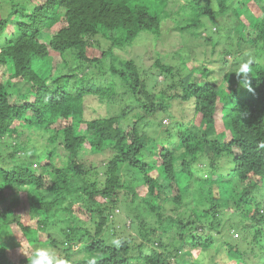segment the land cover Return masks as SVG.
Segmentation results:
<instances>
[{
  "label": "trees",
  "instance_id": "1",
  "mask_svg": "<svg viewBox=\"0 0 264 264\" xmlns=\"http://www.w3.org/2000/svg\"><path fill=\"white\" fill-rule=\"evenodd\" d=\"M245 3L0 0V264H28L37 247L68 264H264V0ZM169 23L206 33L212 58L185 40L186 58L204 60L164 63ZM140 41L158 55L147 68L131 56ZM249 59L251 90L235 69L210 82L204 62ZM166 117L183 123L155 139Z\"/></svg>",
  "mask_w": 264,
  "mask_h": 264
},
{
  "label": "rangeland",
  "instance_id": "2",
  "mask_svg": "<svg viewBox=\"0 0 264 264\" xmlns=\"http://www.w3.org/2000/svg\"><path fill=\"white\" fill-rule=\"evenodd\" d=\"M230 1L232 2L233 0H230ZM245 2H247V0H235V7L236 8L240 7L239 9L242 11L244 9V7H245L242 4H244ZM245 4H248L250 6L251 2L245 3ZM34 5H35V3H33V6ZM256 10H258V8H256V6H255L254 12ZM167 13L168 12H165V14H167ZM253 14H254L253 10H252V8H250L247 16L252 18ZM224 18H225L224 20L221 18L222 20H220V21H223V23L225 24V29H224V27H220V28H223L225 33L231 32L230 33L231 37H233V39H235L236 36H235V33L232 30H233V27L239 26V22L232 16L231 13L229 14V16L224 17ZM219 25L221 26L222 22H220ZM169 26H170L169 27L170 28L169 31H167L166 33L163 32V35H162V37L160 39L161 42L159 43V45L157 47V49L159 51H161L162 54H163L162 59H163L164 63H166V64L168 63L170 65H174V67L178 71L180 68H182V63H181L182 60H180V57L185 55L184 58H186V55H188V53L190 52L189 48H191V50L195 49V50H197V52H199V50H201V49H203V51L205 53L208 51V54H206V58L208 60H210L212 58L211 54H210L211 48H210V46L205 44V41L202 38L206 33H203L202 37H199L198 40H196V39H193L191 37V35L188 34V33L181 34V32L179 30L175 29V26L173 25V23H169ZM212 30H213V32L216 33V32H218V27H216V25H213ZM185 40H189L188 41V44L190 45L189 48L183 47L182 41H185ZM142 43L143 42L140 41L139 43L136 44V46L133 48L134 50L132 51L131 56L132 57H139L138 58V63H140L145 68H147V66H150L151 64H153V62H155V59L158 58V55L153 54L152 50L155 49L153 45H150L149 51H147L148 46L145 45V44H143L144 46H141ZM200 43H204L203 47H201ZM175 44H177V47H180V49L177 48L176 46L174 47ZM105 45H106V47H109L110 44L109 43L108 44L105 43ZM249 47H250V51H252L253 54L257 51L256 49H254L253 45H251ZM245 51L248 52L247 49ZM196 53H194L192 51L189 54V57L186 58V60L188 62L187 64H189L188 67H190V68L192 67L191 66L192 62L191 61L194 60L195 58H197L198 60L199 59L204 60V55L200 54V56H197ZM237 57H241V56H237ZM213 58L215 59L216 57H213ZM227 60H229V62H233L231 57H227ZM204 63L206 64V67H208L212 71V74H211V77H210V82H216L218 85L221 84L222 81H224L225 73H227V72H229L231 70H234L236 68L234 63H230V64L227 63V62L226 63H224V62L223 63L222 62L221 63H217L216 61L204 62ZM184 73H187V71L184 70L183 74ZM157 89L161 91V90H163L165 88L162 85H159ZM177 112L180 113L181 112V108L178 109ZM87 113H91V109H88ZM112 113H115V112H112ZM176 118L177 119H172V120H170L167 117L164 118L163 119L164 126L162 125L158 129L157 128H153V129H151L149 131V133L152 134L154 136V138L156 139L159 136L158 133L168 129V126L171 123L176 122V121L183 123V119H181V117L180 118L176 117ZM135 119L136 118H134V117H129V118L122 119V120H123V124L125 126H132L134 124ZM191 127L193 128V131H195V132H198V133L202 132L201 128L198 127L197 125L196 126L192 125ZM155 136H157V137H155ZM231 160H232V158H231ZM196 178L199 179L200 176H197ZM133 182L136 184V181H133ZM242 188H243V186L239 185V189H242ZM203 189L207 191L209 189V186H206ZM195 195L198 196L197 194H195ZM197 204L198 205H203V206H201V209L202 208L203 209H207V208L211 207V205L208 202H205L204 204H201L199 201H197ZM230 204H231V206H230L231 208L227 211V213H226L227 216H229V215L232 216V215H234V212H235V209L233 207V201L230 202ZM130 210H131V213H134V215L137 214L135 212V205H133ZM121 214L123 215L122 212H121ZM138 215H142V213L138 212ZM144 217H146L145 219L148 220V221H150L151 218H152V216H148V215L147 216L144 215ZM122 218H123V216L117 218V221H116V225H118L117 228H119L120 226L124 225V224L120 223V222L123 223ZM127 224H129L128 221H127ZM136 227H137V221L134 224V228L135 229H136ZM234 231L235 230H232V233ZM109 233L111 235H114V231H112L111 229L109 230ZM130 234L135 237V241L136 242L142 240V237H141L140 233L135 236L134 233L131 231ZM117 237L119 238L120 235H117ZM16 240H17V238H14V240L11 239V238H6V242L9 245V247H14L15 248V246H18L19 243ZM145 252L149 253V250H145ZM220 257H221L220 262L222 264H231V262H232L231 258H224L223 255H221ZM19 258L20 257L15 256L14 259H15V261H18ZM204 261L209 263V264L211 263V259L210 260H204ZM232 263L235 264V261H233ZM131 264H137V263L135 262V263H131Z\"/></svg>",
  "mask_w": 264,
  "mask_h": 264
},
{
  "label": "clouds",
  "instance_id": "3",
  "mask_svg": "<svg viewBox=\"0 0 264 264\" xmlns=\"http://www.w3.org/2000/svg\"><path fill=\"white\" fill-rule=\"evenodd\" d=\"M252 60H247L244 62H241L234 70V73L236 74L240 86L241 87H247L249 90H251L250 82H249V74L253 71L252 68ZM206 69H209L206 67ZM225 80V79H224ZM217 84L216 82H212ZM224 84V81H222L221 84ZM218 85V84H217ZM260 148H264V142H261L259 145ZM238 233H234V237H238ZM112 243L119 246L120 240L114 239L112 240ZM28 258V264H68V262L60 257L55 249L52 248H46V247H37L35 251L30 255L27 256ZM88 264H96L95 259L89 260Z\"/></svg>",
  "mask_w": 264,
  "mask_h": 264
}]
</instances>
